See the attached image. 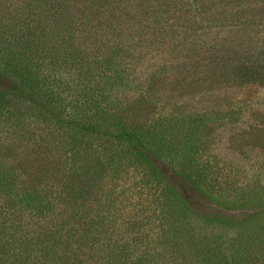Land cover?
Returning a JSON list of instances; mask_svg holds the SVG:
<instances>
[{"label": "trees", "instance_id": "16d2710c", "mask_svg": "<svg viewBox=\"0 0 264 264\" xmlns=\"http://www.w3.org/2000/svg\"><path fill=\"white\" fill-rule=\"evenodd\" d=\"M162 42L185 60L136 78ZM209 88L262 143L264 0H0V264H264V184L223 180L219 113L189 110ZM131 168L152 214L115 204Z\"/></svg>", "mask_w": 264, "mask_h": 264}, {"label": "rangeland", "instance_id": "374dc122", "mask_svg": "<svg viewBox=\"0 0 264 264\" xmlns=\"http://www.w3.org/2000/svg\"><path fill=\"white\" fill-rule=\"evenodd\" d=\"M215 30V29H214ZM214 30L210 33L207 31H199L205 35L198 38L194 37V40L200 42L199 48H205L211 42L210 37H215ZM210 34V37H209ZM208 35V36H207ZM207 41V42H206ZM177 42V41H175ZM174 46L171 43L166 42L158 43L157 46L151 48L147 57L144 59L142 64L137 68V73L134 74L136 78L146 81L149 74L152 71L158 70L159 68H169L176 64V62H182L186 58V50H182V47ZM255 91H252L254 93ZM158 95H162L163 92H157ZM264 96V91L260 93ZM204 95V99L200 100ZM202 95L196 96V99L189 105L191 111H209L214 115L218 114L217 121L212 123L211 134L209 135V149L207 151L206 159L212 161L215 167L216 163H219L223 169V180L227 179L233 181L237 186L251 185L254 183L264 184V141L262 143L255 142L253 140L254 132L250 133L248 127H250L249 115L250 111L242 117L245 123L240 126L226 124L223 121V110L233 108L234 106H226L223 104V97L225 92L223 88L211 90L202 93ZM229 96L234 98V91L228 92ZM239 96V95H238ZM240 96H243L242 94ZM253 105V103H252ZM254 107V106H252ZM169 110V105H159L157 113ZM264 112V111H263ZM131 121H135L134 114L129 113ZM245 129V130H244ZM3 133H6V126L2 127ZM247 131V132H245ZM245 132V133H244ZM255 139V137H254ZM213 167V168H214ZM216 168V167H215ZM144 175L138 173L134 169H130L121 179H118L114 184L113 197L115 198V204L122 210L123 214H134L141 212L142 214H152V211L156 209V198L159 192L156 189L145 185L147 179H143ZM145 178V177H144ZM108 181V180H107ZM106 181V182H107ZM226 181H223V186H226ZM107 191L113 189L111 184H106ZM195 205L202 210L214 212L213 206L204 199L196 197L194 199ZM231 218L240 216V212H227ZM202 228L208 230L210 233L220 234L225 232L221 226L217 224H206Z\"/></svg>", "mask_w": 264, "mask_h": 264}]
</instances>
